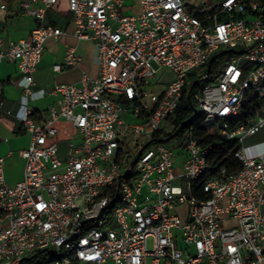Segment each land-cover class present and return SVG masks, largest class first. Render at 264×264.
Segmentation results:
<instances>
[{
  "label": "built area",
  "instance_id": "2783aa9c",
  "mask_svg": "<svg viewBox=\"0 0 264 264\" xmlns=\"http://www.w3.org/2000/svg\"><path fill=\"white\" fill-rule=\"evenodd\" d=\"M15 2L35 25L27 39L0 34V63L21 74L16 117L30 142L16 184L0 158V264L41 253L49 259L40 264H264V150L242 146L264 127V109L230 125L247 96L264 99V0H67L73 37L94 43L98 71L39 92L30 86L46 41L65 35L46 17L58 0ZM212 56L224 61L208 81ZM81 60L66 46L52 68ZM195 69L201 125L240 144L241 167L229 175L210 174L212 147L193 125L157 140L174 131ZM45 93L58 96L46 114L27 108L28 94ZM60 124L70 130L63 157ZM176 152L184 159L174 172Z\"/></svg>",
  "mask_w": 264,
  "mask_h": 264
},
{
  "label": "crops",
  "instance_id": "0c3cea01",
  "mask_svg": "<svg viewBox=\"0 0 264 264\" xmlns=\"http://www.w3.org/2000/svg\"><path fill=\"white\" fill-rule=\"evenodd\" d=\"M8 1V0H6ZM0 0L7 6L6 11H0V34L6 40L27 39L35 25L34 20L18 12L15 0ZM14 1V3H13ZM54 14H59L62 24L53 19ZM47 20L54 21L55 27L61 29L65 35L59 39L50 38L46 41L45 52L37 70L32 75L33 83L31 92L48 90L55 84H78L82 72L96 76L98 66L95 59V46L90 40L77 41L73 37L74 26L71 14L67 8V0H58V3L47 11ZM66 46H74L81 55L78 67L63 69L60 72L53 71V65L61 63ZM21 74L14 63H0V158L4 159L3 170L5 180L9 185H14L21 180L25 161L20 151L26 149L30 142L29 134L23 129L21 122L16 117L21 107L23 90L18 86ZM26 106L37 115L46 114L47 110L56 104L57 95L45 93L41 98H32L28 94ZM60 130L69 132L66 125H58ZM66 136V133L64 132ZM251 145H257L252 151L264 150V134L256 132L246 138ZM12 150L11 152H9Z\"/></svg>",
  "mask_w": 264,
  "mask_h": 264
},
{
  "label": "trees",
  "instance_id": "16d2710c",
  "mask_svg": "<svg viewBox=\"0 0 264 264\" xmlns=\"http://www.w3.org/2000/svg\"><path fill=\"white\" fill-rule=\"evenodd\" d=\"M50 23L52 25H56L54 21H50ZM223 61L224 57H219L213 61L208 81L213 79ZM188 80L189 84L184 90L179 108L177 109L173 119L175 126L174 131L164 135L162 138H157L159 134H155L154 137L161 142H166L167 140H172L174 138L173 133L180 126V124L183 125L177 137L181 136L186 127L193 125L195 126V136H197L199 144L203 147H212L208 158L210 163V174L217 175L222 169H225L227 175L236 172L241 167L240 161L234 157L235 151L240 148L239 142L237 140H228L217 134L214 130L210 131L209 129H206L205 125H201L204 116L202 112H199L196 108L193 96L202 87L204 80L193 74L189 75ZM261 106H264V99H258L253 94L247 96L243 102L239 116L235 120L231 121L230 125L235 126L238 124H247L251 119L260 115ZM203 181L204 178H201L198 182L201 184ZM31 259L32 258L28 259V263ZM37 264H40V262Z\"/></svg>",
  "mask_w": 264,
  "mask_h": 264
},
{
  "label": "rangeland",
  "instance_id": "374dc122",
  "mask_svg": "<svg viewBox=\"0 0 264 264\" xmlns=\"http://www.w3.org/2000/svg\"><path fill=\"white\" fill-rule=\"evenodd\" d=\"M207 1L210 2L209 5H212V4L218 3L220 0H207ZM6 2H9V0L6 1ZM13 3H14V1H13ZM53 19L56 20L59 23V25L62 24V18H61V16L59 14H54L53 15ZM190 74H193V75H195L197 77L198 70L195 69ZM260 109H264V106H261ZM258 132L261 133V134H264V127L259 129ZM56 139H57V143H58V146H59V151H60L59 154H60L61 157H63L64 153L66 152L67 147H68L67 137L63 133H61V135L58 138H56ZM248 144H250V140L249 139L245 140L243 142L242 146H246ZM167 145H170V143H168ZM175 154H176V159H175V165H174V172H176L177 167H179L181 165V163H182V161L184 159L183 156L177 155V152ZM178 246L182 247V242L180 240L178 241ZM48 259H49L48 256H46L45 254L41 253V254H38V255L34 256L30 260L29 264H37L38 262L43 263V262L47 261Z\"/></svg>",
  "mask_w": 264,
  "mask_h": 264
},
{
  "label": "water",
  "instance_id": "95a60500",
  "mask_svg": "<svg viewBox=\"0 0 264 264\" xmlns=\"http://www.w3.org/2000/svg\"><path fill=\"white\" fill-rule=\"evenodd\" d=\"M215 59H216V56H212V57L209 59L208 63H207V68H206V75H207V76H209V74H210L211 65H212V63H213V61H214ZM182 125H183V124H180V126L175 130V132L173 133V136H176V135L181 131V129H182ZM139 154H140V151L138 152V155H137V156H139ZM135 161H136V160H134L133 163H135Z\"/></svg>",
  "mask_w": 264,
  "mask_h": 264
},
{
  "label": "bare ground",
  "instance_id": "6f19581e",
  "mask_svg": "<svg viewBox=\"0 0 264 264\" xmlns=\"http://www.w3.org/2000/svg\"><path fill=\"white\" fill-rule=\"evenodd\" d=\"M248 152H252V149L248 150Z\"/></svg>",
  "mask_w": 264,
  "mask_h": 264
}]
</instances>
